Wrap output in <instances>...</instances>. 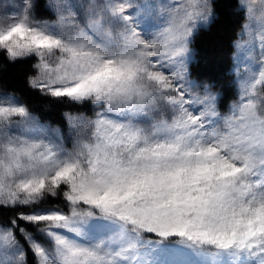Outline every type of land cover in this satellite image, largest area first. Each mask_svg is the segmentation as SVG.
Here are the masks:
<instances>
[{"label":"snow or ice","instance_id":"1","mask_svg":"<svg viewBox=\"0 0 264 264\" xmlns=\"http://www.w3.org/2000/svg\"><path fill=\"white\" fill-rule=\"evenodd\" d=\"M0 4V53L29 90L88 105L72 146L0 93V264H264V0H236L234 97L193 79L213 0ZM259 38L255 53L253 23ZM247 37V39H245ZM62 197L65 208L41 207Z\"/></svg>","mask_w":264,"mask_h":264},{"label":"trees","instance_id":"2","mask_svg":"<svg viewBox=\"0 0 264 264\" xmlns=\"http://www.w3.org/2000/svg\"><path fill=\"white\" fill-rule=\"evenodd\" d=\"M213 3L214 19L208 25L200 27L193 36L192 78L215 81L216 90L222 92L227 104L237 90L233 72L234 41L238 37L244 20L243 15L236 10V0H213ZM37 10L39 15H48L50 12L48 0H37ZM31 63V60H26L8 64L4 60L3 53H0V93L14 92L28 104L40 121L50 122L64 131L68 130L66 113L86 112L91 115V108L88 105H75L68 101L58 102L29 90L26 74L30 70ZM51 206L67 210L62 197L49 198L41 205V207ZM12 216L13 213L10 210L0 208V224L7 223ZM28 259L31 264V254Z\"/></svg>","mask_w":264,"mask_h":264},{"label":"rangeland","instance_id":"3","mask_svg":"<svg viewBox=\"0 0 264 264\" xmlns=\"http://www.w3.org/2000/svg\"><path fill=\"white\" fill-rule=\"evenodd\" d=\"M164 2H168V0H164ZM2 3H4V0H0V4H2ZM34 3H35V10H34V14H35V16L38 18V19H46V20H54L55 19V16L52 14V12L50 11L49 12V14L48 15H39V12H38V10H37V0H34ZM48 4H49V0H48ZM49 8V7H48ZM211 22V21H210ZM209 22V23H210ZM208 23V24H209ZM207 24V25H208ZM204 26H206V25H204ZM253 29H254V31H253V35H254V37H256V40H255V53H256V55H257V57H259V38H258V34H257V32H256V24H255V22L253 23ZM240 32V31H239ZM237 39V38H236ZM245 39H247V37H245ZM236 41V40H235ZM192 48V47H191ZM193 50V49H192ZM236 53V48H235V52H234V54ZM233 57H234V55H233ZM233 70H234V64H233ZM41 122V121H40ZM41 123H43V124H47V125H50L51 127H53V128H59L62 132H63V134H64V137H65V144H66V147H68L69 149L71 148V146H72V142H71V138L69 137V130H67V131H64V130H62V128H60L59 126H57V125H53V124H51L50 122H41Z\"/></svg>","mask_w":264,"mask_h":264}]
</instances>
